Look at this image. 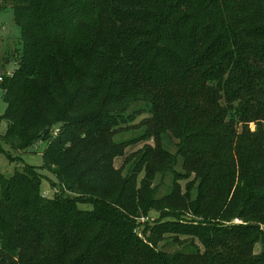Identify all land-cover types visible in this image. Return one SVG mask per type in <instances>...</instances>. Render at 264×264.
Masks as SVG:
<instances>
[{"label":"trees","instance_id":"obj_1","mask_svg":"<svg viewBox=\"0 0 264 264\" xmlns=\"http://www.w3.org/2000/svg\"><path fill=\"white\" fill-rule=\"evenodd\" d=\"M5 8L21 50L0 75V141L45 149L41 167L0 173V264H264V0ZM142 115L135 140L152 144L123 174L131 142L115 138ZM44 172L54 177L46 196ZM191 175L196 186L182 188ZM169 238L185 249H158Z\"/></svg>","mask_w":264,"mask_h":264},{"label":"rangeland","instance_id":"obj_2","mask_svg":"<svg viewBox=\"0 0 264 264\" xmlns=\"http://www.w3.org/2000/svg\"><path fill=\"white\" fill-rule=\"evenodd\" d=\"M20 31L16 28L13 21L12 10L5 8L3 12L0 13V75L4 72L5 75H10L15 70L14 57L17 52L21 50V43L19 41ZM6 106L2 100V91L0 90V116L5 112ZM146 117L142 115L138 117L133 123L129 124L128 127L122 131L120 136L116 137L115 140L119 142H131L130 146L125 149L126 163H124L123 174H126L131 166V163L136 159L144 149V146L152 144L150 142H144L135 140L141 135L142 129L138 128L139 123ZM250 132H255L254 124L249 125ZM6 130V123L0 121V136L4 134ZM135 140V141H129ZM165 148L172 154L176 160V165L173 167V171L176 173H181L179 156L176 151L178 150V141L174 139L165 140ZM45 149L44 144H36L29 147L23 153H17L10 149L8 145L0 141V173L4 175H10L14 171H21L25 165L33 166L39 168L43 164L42 152ZM124 158H118L115 160V167L119 168L123 163ZM172 172L168 171L162 175L157 176L153 183V187H156V196L162 197L169 191L171 185ZM54 177L50 173H43V178L41 179L40 190L44 195H50L51 187L50 181H53ZM181 187L184 188L187 184H197L194 175H191L189 180L180 181ZM80 208L85 210H90V205H82ZM157 217L156 213L152 212L149 214L148 218L141 219L140 223L152 222L153 219ZM235 220V219H234ZM233 220V222H234ZM241 221H239L240 223ZM142 228L139 229L141 231ZM182 240L184 238H181ZM158 249L169 253L180 252L185 249L184 244H180V241H173L171 238L163 240L159 245ZM261 250L260 244L255 246V253H259Z\"/></svg>","mask_w":264,"mask_h":264},{"label":"built area","instance_id":"obj_3","mask_svg":"<svg viewBox=\"0 0 264 264\" xmlns=\"http://www.w3.org/2000/svg\"><path fill=\"white\" fill-rule=\"evenodd\" d=\"M0 81H1V77H0ZM234 223H236V224H237V223H239V221H238V220H235V221H234Z\"/></svg>","mask_w":264,"mask_h":264},{"label":"water","instance_id":"obj_4","mask_svg":"<svg viewBox=\"0 0 264 264\" xmlns=\"http://www.w3.org/2000/svg\"><path fill=\"white\" fill-rule=\"evenodd\" d=\"M2 73H4V72H2Z\"/></svg>","mask_w":264,"mask_h":264}]
</instances>
